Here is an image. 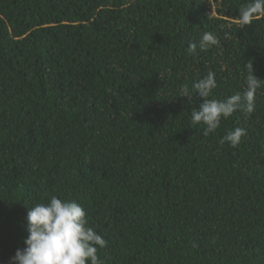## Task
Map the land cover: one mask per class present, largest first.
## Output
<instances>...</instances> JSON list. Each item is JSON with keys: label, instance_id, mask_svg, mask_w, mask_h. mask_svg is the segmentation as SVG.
Here are the masks:
<instances>
[{"label": "trees", "instance_id": "trees-1", "mask_svg": "<svg viewBox=\"0 0 264 264\" xmlns=\"http://www.w3.org/2000/svg\"><path fill=\"white\" fill-rule=\"evenodd\" d=\"M252 3L0 0V264L52 196L83 206L103 264H264V88L214 133L191 122L209 72L217 100L250 62L264 79ZM204 33L219 44L201 50ZM237 127V146L220 142Z\"/></svg>", "mask_w": 264, "mask_h": 264}, {"label": "clouds", "instance_id": "clouds-1", "mask_svg": "<svg viewBox=\"0 0 264 264\" xmlns=\"http://www.w3.org/2000/svg\"><path fill=\"white\" fill-rule=\"evenodd\" d=\"M254 13L264 14V0H254V3L242 9L241 23H250ZM218 44L219 40L214 34L204 33L199 48L207 50ZM197 47V43H190L188 51L195 53ZM246 68L245 89L226 99L209 98L217 87L212 72L193 84L195 94L203 98V102L192 110L191 122L205 125L204 135L214 133L222 120L228 119L237 110L249 114L254 111L257 90L264 88V79L255 74L252 62ZM180 96L191 100L193 91L183 86ZM244 135L245 130L237 127L227 132L220 142L235 147ZM26 219L28 235L24 241L25 247L16 251L12 257L13 264H103L98 256V248L107 247V241L90 226L87 212L78 202L52 196L47 203L29 207Z\"/></svg>", "mask_w": 264, "mask_h": 264}, {"label": "rangeland", "instance_id": "rangeland-1", "mask_svg": "<svg viewBox=\"0 0 264 264\" xmlns=\"http://www.w3.org/2000/svg\"><path fill=\"white\" fill-rule=\"evenodd\" d=\"M212 8H213V13H214V15H217V5H216V3H214V1H212Z\"/></svg>", "mask_w": 264, "mask_h": 264}]
</instances>
